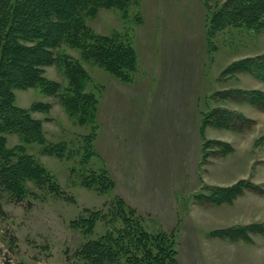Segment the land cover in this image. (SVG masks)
Here are the masks:
<instances>
[{
  "label": "rangeland",
  "instance_id": "374dc122",
  "mask_svg": "<svg viewBox=\"0 0 264 264\" xmlns=\"http://www.w3.org/2000/svg\"><path fill=\"white\" fill-rule=\"evenodd\" d=\"M225 1L133 0L123 11L98 8L85 25L132 46L137 67L131 82L61 45L43 74L59 84L57 94L13 90L14 105L40 121L43 142L12 133L5 146L41 164L60 193L26 183L21 200L0 196V264H86L77 250L108 227L98 221L85 236L71 222L88 216L86 210H101L114 195L143 216L149 231L175 233L178 264H264V230L247 241L210 235L254 224L264 229V141L257 142L264 137V108L236 93L264 95V80L228 69L264 56V31L230 24L210 33L208 21ZM64 60L78 63L88 78L84 92L97 101L92 123L67 114L61 103L68 87ZM34 105L45 109L33 111ZM214 109L246 122L231 129L207 125L200 135L203 115ZM86 141L95 155L84 166ZM49 146H60L61 156ZM102 169L114 182L109 193L81 184L80 178ZM239 181L260 193L245 190L220 204L200 199Z\"/></svg>",
  "mask_w": 264,
  "mask_h": 264
},
{
  "label": "trees",
  "instance_id": "16d2710c",
  "mask_svg": "<svg viewBox=\"0 0 264 264\" xmlns=\"http://www.w3.org/2000/svg\"><path fill=\"white\" fill-rule=\"evenodd\" d=\"M133 0H0V196L21 200L26 193V183H32L48 192L59 194L53 177L31 156L21 150L6 148L5 136L18 134L28 141L43 142L40 121L33 120L29 111L14 105L13 90L39 88L46 95L57 94L59 84L44 78V68L54 64L57 58L53 50L68 45L80 51L81 59L96 65L129 83L137 67V55L132 46L117 37L98 36L85 25V19L98 8L115 7L126 10ZM208 21V31L214 32L221 25L238 24L249 29L264 31V0H227L217 7ZM73 62V61H72ZM64 60L68 87L61 94V103L71 116L80 122L92 123L97 101L93 94L85 93L88 78L76 62ZM229 70L255 74L264 80V56L245 59L232 64ZM235 93V92H234ZM239 93L243 100L250 99L257 108H264V95L260 92ZM43 105H34L33 111H44ZM246 122L231 111L214 109L203 115L200 135L204 126L215 127L223 123L231 129L234 123ZM264 141V137L257 140ZM205 144H207L205 142ZM86 141L81 165L86 166L95 152ZM204 148V147H203ZM61 156L60 146H49L50 152ZM81 179V184L99 194L109 193L114 182L105 169L97 175ZM259 188L239 181L229 188L213 189L200 199L220 204L230 202L245 190L260 193ZM199 199V200H200ZM86 217L71 222L72 228L92 235L95 224L104 222L108 229L93 240L84 242L77 250V257L86 264H178L175 233L163 230L149 231L143 216L114 195L101 210L85 211ZM260 225H246L215 230L210 233L230 241H247L248 234H261Z\"/></svg>",
  "mask_w": 264,
  "mask_h": 264
}]
</instances>
